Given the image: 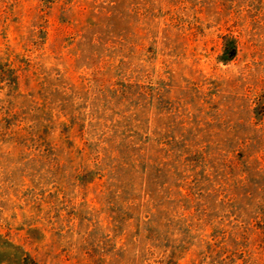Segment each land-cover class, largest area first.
<instances>
[{"label":"rangeland","instance_id":"1","mask_svg":"<svg viewBox=\"0 0 264 264\" xmlns=\"http://www.w3.org/2000/svg\"><path fill=\"white\" fill-rule=\"evenodd\" d=\"M77 10L91 17L70 19ZM126 31L134 44L124 42V56L113 53ZM7 45L43 71L59 70L56 83L75 86L80 103L133 93L137 136L150 135L165 155L152 184L171 209L172 231L187 222L203 233L229 227L234 214L219 200L237 193L256 200L245 216L261 213L264 0H0V47ZM31 84H21L30 96ZM7 132L0 131V264H158L157 252L137 243L135 220L110 209L106 175L90 155L88 169L75 168L80 154L73 165L59 154L64 163L48 168L29 161ZM220 151L243 161L246 186L221 175Z\"/></svg>","mask_w":264,"mask_h":264},{"label":"trees","instance_id":"2","mask_svg":"<svg viewBox=\"0 0 264 264\" xmlns=\"http://www.w3.org/2000/svg\"><path fill=\"white\" fill-rule=\"evenodd\" d=\"M136 10L139 11V6ZM69 14L70 19L83 16L88 20L91 17L86 10H77V15ZM92 25L94 23L84 25V28L89 31ZM42 31L46 38L47 30ZM94 34H98L97 31L92 33L93 39ZM123 35L113 53L123 55L121 51L127 47L124 42L134 44L128 31ZM34 43L41 45L43 42ZM220 59L228 62L231 54L226 53ZM119 61L123 63L122 59ZM43 67L30 53L16 52L10 45L0 47V94L3 93L0 95V131H8L14 142L29 150V161L56 168L64 163L59 154H64L66 160L63 161L72 165L75 162L73 154H80L83 163L79 162L75 168L83 164V168L88 169L85 155H90L92 166L101 167L99 177L106 175L103 183L111 198L110 209L125 216L124 220H135L137 243L151 254L157 252L158 264H181L186 256H189L186 264H264V193L261 200H257L262 204L259 207L261 213L254 218L245 215L249 208L247 204L253 209L257 206L256 200L246 202L237 193L219 200L227 216L232 215L228 210L234 214L229 227L221 226L216 232L203 233L192 229L187 222V229L172 231L171 209L167 200L157 197L156 187L152 184L155 164L160 162L165 166V155L158 157L150 135L137 136L136 113L131 109L133 93H130L131 97L117 96L102 104L80 103L75 86L56 83L59 70L46 72ZM22 81L33 84V95L21 86ZM114 91L117 90L108 89V92ZM107 96L116 95L107 93ZM22 98H27L28 102H21ZM256 104L264 107V100ZM219 154L221 175L236 179L234 186H246L243 161L231 158L229 152L220 151ZM259 163L257 170L264 177V165L261 160ZM179 191L182 193L181 189ZM245 195L250 192L246 191ZM179 215L182 218V212ZM143 261H146L145 257Z\"/></svg>","mask_w":264,"mask_h":264}]
</instances>
